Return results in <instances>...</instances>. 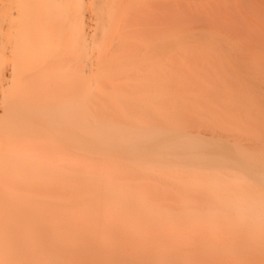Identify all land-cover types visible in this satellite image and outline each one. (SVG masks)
Instances as JSON below:
<instances>
[{
	"label": "bare ground",
	"instance_id": "6f19581e",
	"mask_svg": "<svg viewBox=\"0 0 264 264\" xmlns=\"http://www.w3.org/2000/svg\"><path fill=\"white\" fill-rule=\"evenodd\" d=\"M142 1L0 0V264L264 258V197L246 189L249 179L264 184V161L257 166L230 134L188 128L145 96H132L143 111L128 109L136 80L120 62L129 20L144 27L135 14ZM164 19L144 29L153 41ZM198 140L228 144L248 178L217 169L215 157L217 170L206 172L163 164L211 166ZM140 152L162 163L152 167Z\"/></svg>",
	"mask_w": 264,
	"mask_h": 264
},
{
	"label": "rangeland",
	"instance_id": "374dc122",
	"mask_svg": "<svg viewBox=\"0 0 264 264\" xmlns=\"http://www.w3.org/2000/svg\"><path fill=\"white\" fill-rule=\"evenodd\" d=\"M152 6L162 14L153 17L158 12H153ZM135 14L144 19H138L144 27L133 13L135 22L127 23L131 29L127 36L132 42L122 49L125 59L120 62L121 69L124 66L127 70L126 76L136 80L134 93L127 96L129 111L137 113L146 106L133 95L157 101L156 106L166 109L188 128L218 129L230 134L252 149L247 157L259 166L264 161V0H143ZM161 15L167 22H163L157 35L163 36L153 41L154 32L151 35L144 29L153 23L160 25L153 21H163ZM159 93L167 95L163 103L156 100ZM195 143L211 166L203 168L199 162L175 159L163 164L198 172L227 168L247 177L243 168L233 164L235 158L228 144L208 140ZM139 154V158L149 160L145 152ZM213 157L219 158L222 167L214 169ZM149 161L150 166L162 163ZM163 164L159 167L163 168ZM146 170L151 177L152 168ZM249 180L252 183L246 189L264 197V184ZM192 258L195 260V255ZM240 259L246 264L264 262L261 256H250L246 251L237 255L234 264Z\"/></svg>",
	"mask_w": 264,
	"mask_h": 264
}]
</instances>
